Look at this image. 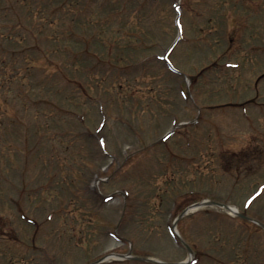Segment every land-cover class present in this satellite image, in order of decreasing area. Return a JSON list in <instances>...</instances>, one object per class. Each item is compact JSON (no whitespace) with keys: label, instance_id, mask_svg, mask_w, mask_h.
Wrapping results in <instances>:
<instances>
[{"label":"rangeland","instance_id":"obj_1","mask_svg":"<svg viewBox=\"0 0 264 264\" xmlns=\"http://www.w3.org/2000/svg\"><path fill=\"white\" fill-rule=\"evenodd\" d=\"M182 2L0 0V264H264L227 209L173 228L264 223V0Z\"/></svg>","mask_w":264,"mask_h":264},{"label":"water","instance_id":"obj_2","mask_svg":"<svg viewBox=\"0 0 264 264\" xmlns=\"http://www.w3.org/2000/svg\"><path fill=\"white\" fill-rule=\"evenodd\" d=\"M208 204H216V205H219V206H221V207H223V206H225V207H227L226 205H222V204H220V203H218V202H215V201H213V202H211V201H209V202H207Z\"/></svg>","mask_w":264,"mask_h":264},{"label":"bare ground","instance_id":"obj_3","mask_svg":"<svg viewBox=\"0 0 264 264\" xmlns=\"http://www.w3.org/2000/svg\"><path fill=\"white\" fill-rule=\"evenodd\" d=\"M236 210H237V208L233 206V211H232V212H234V211H236Z\"/></svg>","mask_w":264,"mask_h":264}]
</instances>
